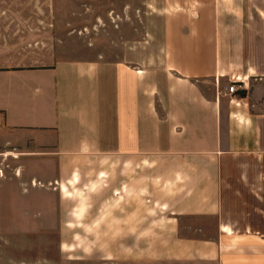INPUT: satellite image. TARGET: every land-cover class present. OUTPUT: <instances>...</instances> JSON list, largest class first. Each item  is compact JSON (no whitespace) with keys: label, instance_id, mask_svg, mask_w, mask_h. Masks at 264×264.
Listing matches in <instances>:
<instances>
[{"label":"crops","instance_id":"crops-1","mask_svg":"<svg viewBox=\"0 0 264 264\" xmlns=\"http://www.w3.org/2000/svg\"><path fill=\"white\" fill-rule=\"evenodd\" d=\"M263 187L264 0H0V264H264Z\"/></svg>","mask_w":264,"mask_h":264},{"label":"rangeland","instance_id":"rangeland-1","mask_svg":"<svg viewBox=\"0 0 264 264\" xmlns=\"http://www.w3.org/2000/svg\"><path fill=\"white\" fill-rule=\"evenodd\" d=\"M96 1L99 2V0ZM247 188L248 187L243 186L242 194L235 193L234 197L232 198L234 205H237L241 208H245L246 210L250 208V203L253 202V199L251 198L250 192ZM261 192L264 194V187L262 188ZM260 203L264 204V199H261ZM232 218L234 220L236 219L242 220L241 226L243 227L246 225V223H248V219H245L248 218V216L247 215L245 216V213H242L241 211L238 212L234 211L232 213ZM252 223H254L256 227H258L259 229L264 230V222L262 220H253ZM4 241L7 240H1L2 244L0 245V251L4 252V254L11 252L17 259L28 258V257H32L33 259L41 256L43 252H47L46 250L43 251V249H41L43 247L42 245H40L41 243L34 244L32 246V249L24 251L23 250L24 248L22 247L21 244H23L24 241L26 240H14L17 241L16 245L14 244L6 245L7 243H4ZM37 241L40 242V240Z\"/></svg>","mask_w":264,"mask_h":264},{"label":"built area","instance_id":"built-area-1","mask_svg":"<svg viewBox=\"0 0 264 264\" xmlns=\"http://www.w3.org/2000/svg\"><path fill=\"white\" fill-rule=\"evenodd\" d=\"M239 90V86L237 82L232 83L227 87V90L225 91V94L234 93L235 91Z\"/></svg>","mask_w":264,"mask_h":264}]
</instances>
